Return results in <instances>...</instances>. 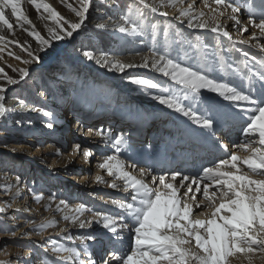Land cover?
I'll list each match as a JSON object with an SVG mask.
<instances>
[{
    "label": "snow or ice",
    "instance_id": "snow-or-ice-1",
    "mask_svg": "<svg viewBox=\"0 0 264 264\" xmlns=\"http://www.w3.org/2000/svg\"><path fill=\"white\" fill-rule=\"evenodd\" d=\"M23 3L24 0H0V54L6 51L8 44L15 43L28 58L22 59L13 52L8 55L25 66L41 63L42 58L30 46L25 48L4 35L5 31L15 35L13 19L16 27L35 40L38 52H47L54 44L63 46L59 42L73 40L85 25L93 6V0H75V5L61 0L77 18L74 22L45 0H27L39 18L50 25L46 27L45 37L25 14ZM196 5L197 0H159V4L131 0L126 10L113 21L111 29L105 23L97 25L98 29L110 32L113 37L119 34V40L125 43L149 38L150 55L142 58L141 63H126L118 58L115 50H101L97 56L93 50L82 49L81 54L85 60L110 73L124 76L129 69L145 68L167 78L171 83L165 86L139 75L126 76L130 84L144 89L152 100L183 117L178 122V131L186 137L187 150L192 153L222 150L227 156L222 154L195 174L175 170L170 174L153 175L148 167H139L135 161L129 162L122 157L121 153L131 151L124 133H114L111 129L97 131L96 135L113 151L103 155L97 165L110 181L98 175L96 182L127 193V196L111 201L118 210L112 213L86 208L84 204L69 209L61 200L56 210L68 209L64 220L78 223L81 229L98 225L103 234L99 238L92 233L78 236L79 250L75 246L52 244L46 251L50 250L58 260L51 261V264H232L233 258L241 257H246L248 264H252L253 257H264V59L256 60L252 66L246 59L242 61V67H232L220 54L221 38L230 42L229 49L236 48L237 44H247L264 52V0H200L198 11ZM169 8L176 10L174 18L177 21H187L188 29L212 34L215 47L211 53L208 52L210 46L201 36H196L194 43L188 42L196 59L204 61L203 67L185 65L178 56L172 55L173 42L181 46L185 56L188 52L182 48V39H172L171 25L167 21L169 12L166 9ZM242 15L245 17L243 24ZM156 16L164 18L163 50L157 47L161 22L155 21ZM224 17L234 23L241 38L233 39L222 23ZM249 32V38L243 39ZM175 35L180 37L181 33ZM125 37L131 39L126 41ZM209 55L218 59V65L213 60L212 67H209ZM243 55L248 57L247 52ZM0 59H3L2 55ZM229 69L242 82L241 86L209 75L210 71L227 75ZM12 71L19 79L12 78L0 68V80L4 81V85H0V118L9 112L6 106L9 89L5 85L14 86L30 77L28 67L13 68ZM20 104L25 106L23 101ZM33 111L42 110L33 108ZM42 116L46 118L45 126L52 129L54 114L42 111ZM237 126L242 140L233 145L237 151H230L222 136L226 130ZM147 147L154 149L152 144ZM74 148L79 152L81 146L76 144ZM241 151L244 155L239 154ZM82 156L87 161L93 152L84 149ZM15 195L20 196V192ZM35 199L39 203L43 197L36 196ZM49 209L50 205L46 207ZM2 211L4 209L0 208ZM86 212L90 213V218L81 219ZM56 226L57 222L51 220L34 231L43 234L46 229ZM125 232L131 234L128 251L121 250ZM88 241L106 242L113 247L109 254L96 260ZM42 264L48 262L42 261Z\"/></svg>",
    "mask_w": 264,
    "mask_h": 264
},
{
    "label": "rangeland",
    "instance_id": "rangeland-1",
    "mask_svg": "<svg viewBox=\"0 0 264 264\" xmlns=\"http://www.w3.org/2000/svg\"><path fill=\"white\" fill-rule=\"evenodd\" d=\"M45 2L52 5L66 19L76 21L77 18L61 3V0H45ZM68 2L75 5V0ZM130 2L131 0H117L113 3V0H104L101 3V0H93L88 19L79 33L75 34L74 39L59 42L63 46L54 44L53 49L47 52H38L35 40L16 27L14 19L11 22L14 25L15 35L4 32L8 40L17 41L25 48L30 46L34 53L41 56L42 62L25 66L19 60L10 57L8 53L13 52L22 59L28 58L27 53L15 43L8 44L6 51L0 54L3 56V59H0V68L12 78L19 79L17 73L12 71L13 68L28 67L30 71V77L25 81L14 86L5 85L9 89L6 96L9 112L5 117L0 118V208L4 209L0 212V264H42V261L51 264V261L58 260L50 250L46 251L52 244L75 246L79 250L78 236L92 233L99 238L103 230L95 224L91 228L81 229L78 223L73 224L64 220L63 216L68 209L57 211L59 202L65 201L69 209L84 204L86 208L112 213L117 210L114 205L104 202V199L98 198L97 195L99 196L100 193L103 195L105 191L108 196L125 194L116 189L100 188L92 191L72 181L73 177L78 175L75 169L83 167V164H73L75 160L73 156L79 155L75 153L74 145L81 144L85 137L75 134L72 120L66 121L68 130L63 135L60 132L55 133L57 130L51 132L52 129L45 126L46 118L42 116V111L69 116L75 110L78 113V120L82 123L105 131L120 125L124 129L123 132L136 140L135 154L140 159L145 157L143 155L147 150L146 146L151 143L154 134L165 136L168 131L170 132V118L171 125H175L172 122L173 120L176 122L175 118L183 119L177 113L152 100L151 95L144 89L130 84L126 79L128 74H132L159 81L165 86L171 83L159 73L138 68L136 71L129 69L124 76H121L118 73H110L82 57V49L93 50L97 56L101 54V50L109 52L115 50L118 58L124 62L125 59L150 55L149 38L125 43L119 40V34L113 37L110 32H104L97 27L98 24L105 23L111 29L113 21L118 19ZM149 2L159 4V0H149ZM23 9L35 25V29L46 37V27L50 26L48 22L39 18L27 0H24ZM166 10L169 12L167 21L171 25L169 31L173 41L182 39L184 41L182 48L188 52L185 56L181 46L173 42L172 55L178 56L185 65L194 68L203 67L204 61L196 59V54L189 48L188 42L194 43L196 36H201V39L206 40L210 46L208 52L211 53L212 48L215 47L212 34L188 29L187 21L180 23L174 18L177 15L175 9ZM155 21L161 22L157 47L163 50L164 18L156 16ZM27 27L28 25H25V28ZM177 32L181 33L180 37H176ZM129 39L131 38L125 37L126 41ZM233 39L235 40L234 37ZM221 40L223 47L220 54L232 67H242V61L246 59L249 66L254 65L256 60L264 59L262 53L248 54V57H245L243 53L247 50L242 44L229 49L230 42L224 38ZM213 60L218 65V59L209 55L207 60L209 67H212ZM209 75L221 78L224 82H231L238 87L242 84L230 69L227 75H222L218 71H210ZM0 85H4L3 80H0ZM150 91L154 93V90ZM48 96L50 99L47 100ZM20 101H23L25 106L22 107ZM33 108L42 111H33ZM232 134L234 135V132ZM97 146L91 145L89 149L94 151ZM107 149V154H112L113 150L108 145ZM173 150L178 153L180 149ZM57 152L60 154L58 155ZM218 152L227 156L222 150ZM121 154L126 155V153ZM128 157H130L129 153H127ZM172 158L174 159L175 156ZM81 159L83 158L79 157L78 161ZM145 163L143 161L137 165L145 167ZM165 166L161 162L156 168L163 169ZM95 174V170L92 169L90 175ZM17 191L20 192L18 197L15 195ZM36 196H41L43 199L37 203ZM49 205L50 209L46 210ZM84 218H90V213L86 212L81 217ZM51 220L57 222L56 227L46 229L43 234L35 233L34 229ZM130 235L128 232L124 233L125 239L121 250L128 251ZM48 243L52 244L48 245ZM87 243L91 246L90 250L96 260L102 255L109 254V250L113 247L106 242L101 244L88 241ZM116 247L121 246L116 245ZM258 256L252 258V264H264V257ZM81 258L86 259L84 256ZM245 259V257L238 260L233 258L232 264H248V259Z\"/></svg>",
    "mask_w": 264,
    "mask_h": 264
},
{
    "label": "bare ground",
    "instance_id": "bare-ground-1",
    "mask_svg": "<svg viewBox=\"0 0 264 264\" xmlns=\"http://www.w3.org/2000/svg\"><path fill=\"white\" fill-rule=\"evenodd\" d=\"M188 2H191V0H188ZM200 6H201L200 0H197V5H196L197 11L200 9ZM244 19H245V17L242 15L241 16L242 24L244 22ZM222 23L225 24V26L228 28V30L231 32L232 36L235 39L241 38L238 36V34L236 32L234 23L232 21L228 20L227 17L222 18ZM249 35H250V32L245 33L242 38L248 39ZM254 43L255 42H253V45H254ZM242 45L247 50L246 52H248V54L262 53L264 56V52H261L260 49L256 48L255 46H249L247 44H242ZM142 58H144V57H142ZM142 58L135 57V58L125 59V60H126V63H137L138 64V63L142 62ZM137 69L138 68H133V69H130V71H134V70L136 71ZM141 69H143V68H141ZM144 73H146V71ZM46 99L47 100L50 99V96H48ZM57 107H58L57 109L60 110L59 106H57ZM63 118L65 121L63 120ZM54 120H55V123H54V126H53L51 132H55L57 130L55 133L59 134V132H60V134L63 135L68 130V125L66 124V121L68 122L69 120H72V121H74L73 122L74 123L73 129L75 130V134H77L78 136H84L85 137V139L81 142V144H79L81 146L80 151L78 152L75 150V153H77L79 155L73 156L74 157L73 160L75 159L73 164H75V165L78 163L83 164V167L75 169L76 174H78V175L73 177L72 181H75L78 184L85 187V189H91L92 191L96 190V189L98 190L100 188L112 189V188L107 187L106 184H104V183H97L96 182V177L98 175L104 177L105 180L110 181V178L107 177L106 174L103 171H101L100 169H98V167H97L98 163L101 161V157L103 155H107L106 151L108 150L107 145L104 142H102V140L99 136L96 135V132L101 130L102 128L101 129H95L94 127H89L86 124L82 123L80 120H78V113L75 110L69 116L68 115L64 116V114L63 115L62 114L54 115ZM175 120L177 123L173 120L172 122H174L175 125L174 124L171 125V118H170V132L168 131L167 135H165V136H164V134H156V135L154 134L153 135V139H152L150 144H152L154 146V149L149 150L147 147L148 145H147L146 146L147 150L145 151V153L143 155L145 157H143L142 159L138 158V156L135 154L137 151V148L134 146V143L136 140L129 137V134H126L125 132H123L124 129L121 128L120 125H118L119 127L111 128V130L114 133H121L122 132L129 139V142L131 144V151L129 153L130 157L127 158V153H126V155L121 154L122 157L128 159L129 162L135 161L137 164L139 162L145 161L146 162L145 167H148L152 171L153 175L170 174L172 171H175V170H181L185 173L195 174L201 169V167L203 165H208L210 161H212L214 159H218L222 155L221 152L209 153L207 151H200L199 153H192L191 151L187 150L186 145L184 143V141L186 140V137L184 135H182L180 131H178V122L181 119L178 120L177 118H175ZM89 129H92V131L89 132ZM233 132H234V135L232 134ZM222 140L224 143L229 144L230 151H237V149L233 145L236 142L242 140V135H241L239 127L237 126L235 128H230V129L226 130L222 136ZM178 141L180 143H177ZM91 145H98V146H97V149L92 151L93 156L90 157L86 161L82 156V151L84 149H89V147ZM170 147H171V150H170ZM176 148L180 149L178 151V153H176L175 150H173ZM239 154L243 155L244 153L241 151V152H239ZM174 156L177 160H175V158L174 159L172 158ZM75 157H77V158H75ZM79 157H82L83 159L78 161ZM82 161H83V163H82ZM161 162H163V164L166 166L163 167V169H157L156 168L157 165H160ZM53 164H54V162H53ZM84 169L86 171H84ZM92 169L95 170V173H96L94 176L90 175V172L92 171ZM105 193L107 194V192L105 191L103 195H102V193H100V195L99 196L97 195V197L104 199V202L109 203V204H112L111 201L113 199L118 200L121 197L127 196V193L120 194L121 196L119 195V193H118V196L113 195V194L111 196H108ZM105 199H107V200H105ZM51 244L52 243H48V245H51ZM29 258H31V257H29Z\"/></svg>",
    "mask_w": 264,
    "mask_h": 264
}]
</instances>
